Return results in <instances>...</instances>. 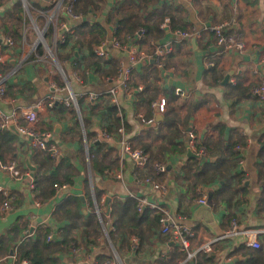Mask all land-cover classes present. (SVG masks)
Here are the masks:
<instances>
[{"label":"crops","instance_id":"obj_1","mask_svg":"<svg viewBox=\"0 0 264 264\" xmlns=\"http://www.w3.org/2000/svg\"><path fill=\"white\" fill-rule=\"evenodd\" d=\"M26 1L31 8L33 5L51 6V0ZM171 1L182 8L179 14L183 18L181 23L185 31L196 35L194 45L192 38H188L181 39L183 42L178 49L172 48L173 44L181 42L176 34L180 30H170L168 26H161L165 29V34L155 43L170 44L173 56L164 57L165 62L171 66L159 71L158 85L161 91L157 96L161 94L166 96L168 91L180 87L183 91L180 97L183 100L187 103L191 100L201 103L184 137L187 149L189 132L194 134V140L195 137L196 140L208 138L214 140L219 138L217 131L220 127L225 143L235 139L243 141L242 146L238 145L240 150L235 154L236 164L225 175L226 177L198 185L195 191L187 185L182 170V165L189 159L187 149L182 153L170 152L162 155L161 163L165 165V172L158 177L156 175L154 179L161 184L162 190H158L149 183H141L134 179V163L131 158L121 153L116 142L117 131L111 133L109 138L104 137L100 126V111L97 108L91 111L90 105L102 100V95L107 93L109 87L117 83V75L122 65L128 64V48H120L110 43L112 27H109L104 41L106 42L104 56L117 59L119 70L114 79L104 81L93 71L86 73L80 70L79 74L76 73L71 69L72 61L69 59L64 58L58 65L43 51L36 54V46L32 43L35 42L37 34L34 33L33 36L30 31L26 34L28 39L26 43L15 40L11 46L6 45L4 40L7 36L1 24L3 22L1 12L11 4V0L5 2L0 0V55L2 72L6 75L4 95L0 96V109L4 113L17 115L16 127L7 128L16 135V140L7 144L13 148V152L2 153L0 159L4 162L14 160L19 163L18 168L25 171L27 169L21 159L29 156L31 163L36 167L35 173L37 172V163L32 161L31 152L33 149L36 151L39 149L32 145L28 136L19 133L16 128L26 122L24 111L47 96L53 95L58 98L53 108L38 112V129L51 133L50 142L58 149L56 157L65 160L61 170L73 174V182L64 183L67 185L66 189L57 187L50 198L42 199L37 193L34 180L33 186L30 187L27 179L16 182L7 173L0 171V187H3L11 197L10 208L0 213V237L4 238L6 233L13 237L11 242L5 241L7 242L5 245L10 243V247H7V250L3 247L1 250L0 264H19L21 260L17 261L16 250H13V247L15 248L26 236L35 238L39 230H47V235L51 234L53 238H58L59 229L65 222L55 220L53 208L67 195L76 194L83 198L81 202L84 215L93 210L96 213L95 191L100 192V201H95L103 215L110 211L115 199L132 196L137 201L138 197H145L148 201L165 205L173 213L180 215L198 235L220 237L229 229L231 219H236L243 229L259 230L260 247L257 249L245 248L242 238L237 235L220 238L213 243V252L207 255V258L197 256L189 264H248L254 252L263 250L264 253V96L259 99L251 92L255 85L264 82V0ZM160 4L159 1L157 5ZM51 11L52 9L48 10L45 16L41 15L43 18L48 17ZM58 15L60 19L55 20V28L58 31L63 29L61 28L63 24L71 29L76 22L70 17L66 18L63 11ZM97 17L102 22V15ZM221 22L227 23L224 30L226 36L243 43L242 52L216 43V36L210 27ZM64 32L60 35L58 32L59 38L63 37ZM44 40L46 44L45 35ZM71 43L69 41L64 47H59L58 51L68 52ZM140 50L145 52L144 48ZM75 52L77 51L74 50V56L77 57L78 53L75 55ZM145 54L150 55L146 52ZM209 57L218 62L208 60ZM147 61L140 60L135 68L142 67ZM209 61L217 65L222 79L226 74H230L234 82L239 81L242 87L249 88L246 97L236 99L227 95L226 85L230 82L219 85L212 83L208 72ZM65 85L74 95L75 104L66 106L62 103L61 100L67 95V91L62 90ZM90 93L97 94V98H88ZM116 99L117 116L120 124L122 119L130 142H153L157 148L156 145H160V142L155 140L154 136L165 127L162 125V114L158 120L157 114L149 111L154 99L148 107L141 106L133 95L129 97L121 90L117 92ZM59 103L64 105L63 108H58ZM175 104H177L175 101H168L169 107ZM143 113L145 116L148 115L147 119L143 116L145 120L138 116ZM179 113L184 115V110H180ZM89 147L95 153L96 162L102 164L103 169L98 167L92 170ZM200 159L204 161L208 160V157L203 154ZM230 173L239 175L232 179L234 176L229 177ZM107 197L109 201L105 205ZM201 197H205V203H199ZM79 232L80 230L74 232L77 240L87 241L86 237L80 238ZM104 236L102 234L96 240L90 236V242L82 243L75 250L61 249L53 256L60 264H93L96 255L101 253L111 255L107 264H162L166 261L177 264L183 257L180 255L176 259L170 258L180 251L159 228L152 231L144 241L140 236L136 237L135 242L131 239L134 244H138V251L133 249L126 252L123 249L121 254L115 250L108 233ZM11 250L13 254L10 253Z\"/></svg>","mask_w":264,"mask_h":264},{"label":"trees","instance_id":"obj_2","mask_svg":"<svg viewBox=\"0 0 264 264\" xmlns=\"http://www.w3.org/2000/svg\"><path fill=\"white\" fill-rule=\"evenodd\" d=\"M159 1L161 4L158 6ZM62 4L63 6H69L71 12L74 15H79L81 20L75 22L70 32L65 31L63 33V41L58 37L54 41L55 26L49 25L45 31L46 39L49 42H55L56 55L61 62L64 58L72 61L71 69L73 71L78 74L80 70L86 73L93 71L104 81L114 79L119 70L117 59L100 56L95 52L96 47L106 40L109 27L115 28L113 36L120 44L125 45V48H127L129 43L135 42L140 48H144V51L148 54L153 52V47L149 45V41L158 42L165 34V29L161 27L165 18H168L167 28L170 30L185 31V27L181 23L183 18L179 14L182 8L171 0H62ZM50 5V7L33 5L32 8H28L29 14L31 17L36 18L37 21L42 22L43 16L38 10L47 13L48 10L52 9V4ZM1 14L3 20L1 24L5 30L4 34L10 37L12 42L15 40L16 42L20 40L22 42L23 29L28 24V19L21 0H11V4L5 7ZM100 14L103 18L102 22L97 17ZM58 18L60 19V17ZM140 29L142 33L138 35ZM128 38L130 39L128 40ZM69 41L72 42L70 50L68 52H59L58 48L64 47ZM182 42L183 40L173 44L172 48L178 49ZM74 50L78 53L77 57L74 56ZM41 53V46L36 47V54ZM172 53L173 51H170L165 56L172 57ZM164 57H162V61L165 64L163 69H166L171 65L165 62ZM210 59L216 63L218 62V60L209 57L208 60ZM149 60L142 67H134L129 72V86L131 88L142 87L140 91H134L132 95L139 105H145L146 107L150 105V102L161 91V87L158 85L160 68L154 62L150 63ZM208 72L212 83L219 85L222 81V74L217 65L209 66ZM226 87V94L236 99L245 98L249 91V88L242 87L239 81L228 83ZM168 92L165 96L167 100L166 108L162 113V125L165 129L157 132L154 136L155 140L160 142V145H156V148L153 142L131 143L133 148L148 154L150 159L146 167L134 169V173L138 178L145 176L155 177L153 164L162 162L164 153H182L187 149L184 137L190 127L193 115L201 103L195 100L187 103L180 97L182 96L181 94H175L174 90ZM78 101L80 102L79 98ZM168 101H175L177 104L169 107ZM63 106L62 103L58 104V108H63ZM90 108L91 111L95 108L100 111V126L105 135L110 136L111 133L117 131L120 126V120L117 116L116 106L111 102L108 93H104L102 100L95 101L93 105H90ZM182 109L184 110V115L179 113ZM149 111H151L150 107ZM143 116L146 119L148 118V115L145 116L144 113ZM217 134L219 138L214 140L211 138L196 140L195 137L196 148L202 147L208 160L202 161L197 158H189L182 165L184 179L194 191L198 185L212 182L216 178H225V175L236 164L235 154L238 150H233V147L236 144L242 146V139H235L225 143L223 141L222 127L218 129ZM14 140H16V135L12 131L9 129L0 130V157L4 152H13V148L7 144L9 141L13 142ZM162 141L163 143H161ZM88 151L92 170L98 167L103 169V165L96 162L95 153L91 147L88 148ZM212 157H216V159L210 161ZM31 159L34 163H37V172L33 180L37 193L42 199L50 198L59 185L73 182V174L66 170H61L65 160L52 156L47 151H36L34 149L31 152ZM17 164L19 166V163ZM236 175L239 174L232 175L230 173L229 177L234 176L232 178L234 179ZM94 198L97 202L100 201L99 191H95ZM3 200L4 197L0 194V205ZM136 204L137 201L132 196H126L124 199H115L110 211L105 213L106 215L102 214V219H108L111 224L108 229V236L119 254H121L123 249L126 252L133 249L138 251V244H134L131 241L132 235L140 236L142 241H144V239H147L146 237L151 235L152 231L154 232V230L156 231L159 228L160 213L148 207L137 211ZM53 214L56 221L65 222L59 229L58 238L51 237L47 240V230H39L35 238L27 236L22 238L15 248L13 247V250H16L17 261L26 260L28 264H60L53 256L57 251L71 248L75 250L82 243L85 244V242L89 241L90 236H93L94 240L100 236L101 225L96 213L93 210L88 215H84L81 199L76 194H69L61 199L59 203H56L53 208ZM77 230H80V238L86 237L87 241L79 242L77 240L74 234ZM12 238L9 233L4 234V238L0 237V254L3 247H5V250L10 247V243L5 245L7 243L5 241L11 242ZM180 253L176 252L170 258L176 259L180 255L184 256L183 253ZM197 256L208 257L204 254H198ZM110 259V254H97L93 264H107ZM162 264H171V262L166 261L162 262ZM248 264H264L263 250L254 252Z\"/></svg>","mask_w":264,"mask_h":264},{"label":"built area","instance_id":"obj_3","mask_svg":"<svg viewBox=\"0 0 264 264\" xmlns=\"http://www.w3.org/2000/svg\"><path fill=\"white\" fill-rule=\"evenodd\" d=\"M188 1V0H186ZM22 3L27 5L26 0H22ZM50 4H52V11L48 15L49 18L53 17L55 20L58 18V14L60 11H63L66 17H70L76 22L81 20V17L79 15H74L71 12V9L69 6H63L62 0H51ZM40 14L45 16L44 11L38 10ZM59 19V18H58ZM168 23V18H165L164 22L161 24L162 27H166ZM226 22H221L218 24H214L210 27V29L214 32L216 36V43L218 45H224L225 48H231L233 47L239 52H242L244 49L243 43L240 41H236L231 36H226L224 34V30L226 27ZM37 28L36 26H34ZM61 28L64 29V31H71L65 24L61 26ZM43 32V31H42ZM39 32V33H42ZM111 37H110V43L113 46H117L120 48H125V45L120 44L117 39L113 36L115 33V28L112 27L110 29ZM142 33V30L140 29L138 32V35ZM24 32L22 33V39H24ZM179 40L181 39H188V38H194L196 33L193 32H187V31H177ZM59 38L58 36V29H54V40L56 38ZM39 42L45 47V40L43 37H41L40 34H38ZM61 40H63V37L60 36ZM130 38H128L129 40ZM5 43L8 46H11L13 44L12 40L9 37L5 38ZM105 44L106 42H102L99 44L95 52L97 55L104 56L105 55ZM149 45L153 47V52L150 55H146L145 52L141 51L139 45L135 42H131L128 44V64L122 65L118 75H117V83L114 84V86L109 87L107 93L109 94L111 102H113L115 105L117 104L116 95L119 90L126 93L127 96L131 97L134 91H140L141 86H137L135 88H131L129 86V72L132 68H134L140 60H148L153 59V62L160 68L163 69L164 62L162 61V57H164L166 54H168L171 51V46L168 43L159 45L155 43L154 41L150 40ZM213 61L208 62V66H213ZM2 57L0 55V96L4 95V83L6 80V75L2 72ZM15 70H13L14 72ZM230 83H234V79L230 78ZM53 87V85H52ZM62 90L67 91V95L65 98H63L61 101L64 105L69 106L72 103L75 104L74 95L69 91L67 85H65ZM253 95L256 98L261 99L264 96V82L255 85L252 88ZM175 94H183V91L180 87H176L174 89ZM88 98L95 99L97 98V94L90 93L88 95ZM58 100V98H55L53 95L47 96L44 100L39 101L36 103L33 107H30L26 111L23 112L26 118V122L22 126H18L16 129L19 133L28 136L31 140V143L34 147H37L39 150L47 151L52 156H58V149L55 146L54 143L50 142L51 139V133L48 131H40L39 128V115L38 112L40 110L44 109H51L54 106V103ZM167 104L166 97L161 94L157 96L156 99H154L151 102V111L155 114H162L165 111ZM141 120H145L143 115H138ZM148 121V120H147ZM17 123V115L15 113L7 114L4 113L0 109V130L7 129L10 126L16 127ZM104 137L109 138L110 136H107L103 134ZM116 142L120 146V151L122 154L127 155L134 163L135 168L141 169L146 167V165L150 162L148 154L142 152L141 150L137 148H133L131 145L130 140L127 137V134L125 133L123 122L121 119V124L117 129V137ZM188 149H190L193 153L197 154L200 158L203 154H205V151L202 147L196 148L195 140H194V134L189 132L188 136ZM234 150H240V147L236 145L234 147ZM199 158V159H200ZM154 174L159 175L163 172H165V165L161 162H156L153 164ZM0 171H3L7 173L12 179L16 182L23 181V179H27L29 182V186H33V179L30 177L27 170L21 171L17 163L14 160L9 161H2L0 159ZM118 177H121L120 175H117ZM134 179L141 183H149L152 185L154 189L162 190L161 184L157 182L155 177L152 176H145L143 178H138L135 173L133 174ZM58 188L66 189L67 185L62 184L59 185ZM0 194L4 197L3 202L0 205V213L6 212L10 206H11V197L9 194L5 191L3 187H0ZM104 199L101 200L103 202ZM205 197H201L198 201L199 203H205ZM94 205L96 206V214L98 219L101 223L102 232L105 236H107L108 229L111 227V224L109 220L104 219L102 220V213H100L98 204H96V201L94 200ZM137 211H141L145 207H148L152 210H155L160 213L159 218V229L160 232L164 235H168L169 239L177 245V248L181 253L184 254V256L178 261L177 264H189L190 261H192L194 258L197 257L198 254H204V255H210L213 252V243L217 241L220 238H228L232 236H240L242 238V244L245 248H259L260 243L258 241V235L259 230L258 229H243L238 225V222L236 219L230 220V226L229 229L226 230L220 237L210 238L205 237L202 234L198 235L195 233L193 229L190 228L189 225H187L183 218L173 213L168 207L162 204L150 202L145 197H138L137 198ZM52 237L51 234L47 235V240H49ZM132 241L135 242L136 236H131ZM119 261L120 259L117 258ZM19 264H28L26 260H21Z\"/></svg>","mask_w":264,"mask_h":264},{"label":"rangeland","instance_id":"obj_4","mask_svg":"<svg viewBox=\"0 0 264 264\" xmlns=\"http://www.w3.org/2000/svg\"><path fill=\"white\" fill-rule=\"evenodd\" d=\"M21 3H22V0H21ZM22 6L24 7V4L23 3H22ZM28 8H29V6L28 5H25L24 9H25V12H26V17L28 19V24H26L25 27H24V29H23V32L25 33L24 34L25 37H24V39H23L22 42L23 43H26L27 42L28 39L26 37V34L29 31L33 34V36H35V34H37L36 39H35V42H33L32 44L34 46H36V47L41 46L42 51L45 53V55L50 56L52 58V59L48 58L51 61H54L57 64L58 63H61V61L57 58V55H56V47H55L53 41L49 42L47 40L45 47H43V45L40 44L39 40H37L38 39V34H40L39 32H42L43 31L45 33V31H46V29H47V27L49 25H53V26L56 25L55 24V18H54V16L51 17V18L45 17V18H43V21L42 22L41 21H37L36 18H33V17L30 16ZM34 26H36L37 28H35ZM3 30H4V28H3ZM97 219H98V217H97ZM100 225H101V223H100ZM102 234H103V232L101 230V233H100V236L99 237H101Z\"/></svg>","mask_w":264,"mask_h":264},{"label":"water","instance_id":"obj_5","mask_svg":"<svg viewBox=\"0 0 264 264\" xmlns=\"http://www.w3.org/2000/svg\"><path fill=\"white\" fill-rule=\"evenodd\" d=\"M63 31H64V29H59V31H58L59 32V35ZM40 35H41V37L44 38V32L40 33ZM191 41H192V44L194 45V43H193L194 38H192ZM75 55H77V52H75ZM150 62H153V59H150ZM12 63H14V62H12ZM229 78H230V74H226L223 77V79L221 81V84H226L228 82ZM156 119H158V120L161 119V114H157L156 115ZM187 157L188 158H197V159L200 158L197 154L193 153L190 149H187ZM213 160H214V158H211L210 159V161H213ZM21 161L25 164L26 169L28 170V173H29L30 177H33L34 176V173H35V170H36V167L31 163L30 157L29 156L23 157L21 159ZM209 198H210V195H209ZM80 199L83 200L82 197H80ZM108 201H109V198L107 197L105 199V205L107 204ZM83 212H84V210H83ZM10 253L13 254V251L11 250ZM81 264H85V263H81Z\"/></svg>","mask_w":264,"mask_h":264}]
</instances>
